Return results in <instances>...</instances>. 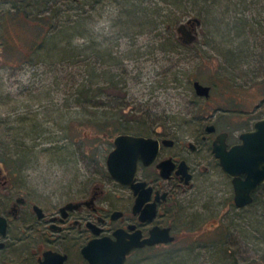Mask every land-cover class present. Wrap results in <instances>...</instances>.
Wrapping results in <instances>:
<instances>
[{"label": "rangeland", "instance_id": "rangeland-1", "mask_svg": "<svg viewBox=\"0 0 264 264\" xmlns=\"http://www.w3.org/2000/svg\"><path fill=\"white\" fill-rule=\"evenodd\" d=\"M27 15L42 26L14 17ZM193 17L199 36L186 45L176 28ZM248 103L260 108L241 112ZM214 111L233 138L264 116V0H0V158L21 159V182L43 201L81 190L120 132L186 138ZM225 177L202 188L224 197ZM193 203L195 230L128 264H264V208L234 223L226 204Z\"/></svg>", "mask_w": 264, "mask_h": 264}, {"label": "flooded vegetation", "instance_id": "flooded-vegetation-1", "mask_svg": "<svg viewBox=\"0 0 264 264\" xmlns=\"http://www.w3.org/2000/svg\"><path fill=\"white\" fill-rule=\"evenodd\" d=\"M211 94L212 90L207 98L199 97L205 98V104L209 103L211 106ZM254 104L251 106L248 103L250 108L242 107L241 112L253 115L260 108L259 103ZM253 106L254 110L251 109ZM222 109L220 107L217 110ZM221 112L226 114L228 110L223 109ZM216 115L217 112L214 111L202 118L203 122L197 131L186 138L174 136L173 132L162 129L140 132L131 129L120 132L145 135L158 140L159 150L155 162L150 165H146L142 159L138 162L135 182L145 181V189L152 188L149 198L138 211H134L138 194L130 186L121 184L112 177L107 169V161L105 167L98 172L91 171L87 183L77 193L63 202L55 193V200L50 203L43 201L37 189L21 182L24 179H21V159L0 158V264H91L82 248L93 239L116 240L118 237L115 233L119 230H125L127 234L140 231L144 240L151 236L152 229L160 227L169 229L170 235L175 237L170 243L137 247L127 256L128 264L129 257L137 250L169 248L185 239L189 235L187 232L195 230L194 218L187 220L192 215L185 212L187 204L195 205L193 199L200 200L196 207L203 211L216 204L221 207L226 204L231 209L230 217L234 223L237 221L238 211L252 207L264 208V183L251 193L253 200L250 203L246 206L237 205L235 176L225 171L215 152L216 141L221 144L223 140L226 148L231 149L241 143L240 135L244 131L253 130L255 122L264 116L258 117L237 138H233L231 131L210 120L211 116ZM166 139L173 140V143L167 144ZM166 160H171L174 165L167 178L161 175L158 167ZM218 173L227 179L224 197L213 193L214 189L212 193L207 192L214 183L202 188ZM245 177L246 175L241 174L242 179ZM69 205L72 207H68ZM152 207L155 214L151 218L141 219L142 212L146 208L151 210Z\"/></svg>", "mask_w": 264, "mask_h": 264}, {"label": "water", "instance_id": "water-1", "mask_svg": "<svg viewBox=\"0 0 264 264\" xmlns=\"http://www.w3.org/2000/svg\"><path fill=\"white\" fill-rule=\"evenodd\" d=\"M201 25L199 18L193 17L186 22H182L176 31L179 33V39L186 45H193L198 39L199 31L197 27ZM196 94L202 97H208L211 87L204 85L199 80L193 83ZM241 143L234 145L231 149L226 148V143L215 146V152L220 158V164L223 165L226 172L235 176L234 187L236 189V202L238 206H246L253 200L251 193L257 190L258 185L264 183V118L255 122L254 129L244 131L240 135ZM220 140V139H218ZM167 144H172L173 140L166 139ZM159 150L158 140L145 135H135L129 133H120L114 139V148L107 156V169L112 177L121 184L130 186L138 197L134 211H138L145 201L149 198L152 188L145 189L146 182H135V174L140 159L146 165L155 162ZM171 160L161 162L158 167L161 169V175L169 177L173 170ZM241 174L246 175L245 179ZM188 178V182H189ZM68 207H72L69 205ZM141 215V219L151 218L155 213L146 208ZM116 240L109 238L93 239L82 248L83 254L91 264H126L127 256L137 247L155 245L158 243H170L174 236L170 235L167 228H154L151 236L142 240L140 231L134 234H127L124 231H117Z\"/></svg>", "mask_w": 264, "mask_h": 264}, {"label": "trees", "instance_id": "trees-1", "mask_svg": "<svg viewBox=\"0 0 264 264\" xmlns=\"http://www.w3.org/2000/svg\"><path fill=\"white\" fill-rule=\"evenodd\" d=\"M15 17V19H19V21L20 22H24V23H26L28 26H29V24H28V22L29 21H32V23L34 24V21L33 20H31V16H26L25 18H23V17H19V16H14ZM42 26L41 24H34V27L36 26ZM2 47H4V45L2 46ZM87 91V90H86ZM85 93V92H84ZM98 92H95L94 93V96H96V94H97ZM87 95V94H86ZM87 97V100L85 101V103L89 106V104H88V102L89 103H91V101H92V95H88V96H86ZM84 103V104H85ZM94 103V102H93ZM92 104V103H91ZM95 104H97V103H95ZM97 105H99V104H97ZM4 160H6V159H10L11 157H9V158H7V156L5 155V154H3L2 156H1ZM171 247H173V246H170L168 249H170ZM147 250H152V249H147ZM147 250H137L136 252H138L139 254L141 253V252H147ZM165 256H166V254H165ZM167 257V256H166ZM168 258H169V256H168Z\"/></svg>", "mask_w": 264, "mask_h": 264}]
</instances>
